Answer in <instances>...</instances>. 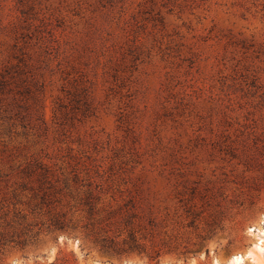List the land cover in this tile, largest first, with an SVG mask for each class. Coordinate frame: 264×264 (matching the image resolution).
Returning a JSON list of instances; mask_svg holds the SVG:
<instances>
[{
    "label": "rangeland",
    "instance_id": "obj_1",
    "mask_svg": "<svg viewBox=\"0 0 264 264\" xmlns=\"http://www.w3.org/2000/svg\"><path fill=\"white\" fill-rule=\"evenodd\" d=\"M263 144L264 0H0V264H264Z\"/></svg>",
    "mask_w": 264,
    "mask_h": 264
},
{
    "label": "bare ground",
    "instance_id": "obj_2",
    "mask_svg": "<svg viewBox=\"0 0 264 264\" xmlns=\"http://www.w3.org/2000/svg\"><path fill=\"white\" fill-rule=\"evenodd\" d=\"M258 248H260V249H263L262 248V246H260V245H256ZM233 260V261H232ZM232 262H231V264H240L241 263V261L243 260V257L242 256H239V255H237V256H234L233 258H232Z\"/></svg>",
    "mask_w": 264,
    "mask_h": 264
},
{
    "label": "trees",
    "instance_id": "obj_3",
    "mask_svg": "<svg viewBox=\"0 0 264 264\" xmlns=\"http://www.w3.org/2000/svg\"><path fill=\"white\" fill-rule=\"evenodd\" d=\"M263 150H264V144H263ZM132 239L134 240L135 242V237L133 236ZM135 245H133L131 247V250H140L141 251V245L137 244V243H134ZM50 264H55L54 262H51Z\"/></svg>",
    "mask_w": 264,
    "mask_h": 264
}]
</instances>
